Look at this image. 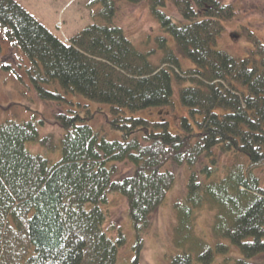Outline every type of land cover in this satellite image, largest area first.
<instances>
[{
    "label": "trees",
    "instance_id": "16d2710c",
    "mask_svg": "<svg viewBox=\"0 0 264 264\" xmlns=\"http://www.w3.org/2000/svg\"><path fill=\"white\" fill-rule=\"evenodd\" d=\"M118 1L89 2L92 21L67 42L16 0H0V27L31 59L37 94L55 102L62 131L43 136L35 120L0 124V264H118L127 235L105 230L109 197L126 198L140 251L177 182L170 164L186 165L189 176L173 203L176 252L167 264H215L217 250L229 253L225 240L242 252L239 264L256 263L264 253L255 172L264 168V43L251 33L258 55L244 58L214 47L236 15L225 0H148L162 33L157 48L141 50L116 24ZM169 2L177 12L164 10ZM180 55L195 66L182 69ZM175 81L184 115L174 111ZM153 109L167 115L152 119ZM99 114L106 127L94 125ZM221 153L229 161L221 164ZM204 209L212 239L197 230Z\"/></svg>",
    "mask_w": 264,
    "mask_h": 264
},
{
    "label": "rangeland",
    "instance_id": "374dc122",
    "mask_svg": "<svg viewBox=\"0 0 264 264\" xmlns=\"http://www.w3.org/2000/svg\"><path fill=\"white\" fill-rule=\"evenodd\" d=\"M27 11L34 15L50 31L60 39L69 42L71 37L82 30L91 20V13L96 8L89 6L92 0H16ZM232 3L236 9L233 19L223 21L224 30L219 35L214 47L228 54L244 58L250 55H258L256 45L251 33L256 35L264 43V0H225ZM98 7V6H97ZM118 13L116 24L124 29L126 36L141 50L150 51L157 48V36L162 33L161 25L150 9L148 0L141 3H132L128 0L118 1ZM167 13L177 12L169 2L164 8ZM174 12V14H175ZM169 45L176 49V43L171 35ZM164 52L158 50L152 59L159 63ZM182 69L194 67V63L185 56L180 55ZM31 59L23 53L22 49L13 43L0 27V124L8 121H30L35 120L40 133L44 135H61L60 125L57 124L53 115L57 110L55 102L42 100L36 91L35 85L29 75ZM174 111L184 115L185 106L180 101L179 84L174 82ZM106 106V105H105ZM108 107V106H107ZM109 109V107H108ZM165 110L153 109L151 118L161 120ZM107 117V113L105 114ZM148 115V114H146ZM167 115L166 114L164 116ZM172 122V116H169ZM94 125L106 127V118L99 114ZM108 126V124H107ZM174 129V127H171ZM28 148L33 152H49L51 157L56 153L46 149L40 143H28ZM221 164L229 161L224 153L219 154ZM207 161V159H206ZM175 170L177 182L169 192L166 201L153 214L151 227L146 232L144 243L140 251L135 249V235L133 227L127 216V200L125 197L113 194L105 205L107 219L105 230L108 235L116 237L119 230L127 235L126 244L120 249L118 264H167L171 261L176 250L172 242V230L175 224V212L173 203L181 198L187 190L189 171L186 165H169ZM131 167L123 166L124 171ZM255 172L262 179L264 185V168H257ZM213 214L204 209L197 218V230L200 234L212 239ZM223 242V241H222ZM230 245L229 253L216 251L215 264H239L237 259L242 252L238 246L224 241ZM263 256L257 258L254 264H264ZM231 257L230 259H228ZM228 260H227V259ZM137 260L134 262L133 260Z\"/></svg>",
    "mask_w": 264,
    "mask_h": 264
}]
</instances>
